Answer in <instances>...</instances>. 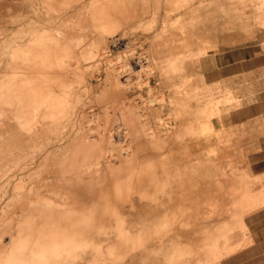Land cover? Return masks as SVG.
Listing matches in <instances>:
<instances>
[{
	"label": "bare ground",
	"instance_id": "6f19581e",
	"mask_svg": "<svg viewBox=\"0 0 264 264\" xmlns=\"http://www.w3.org/2000/svg\"><path fill=\"white\" fill-rule=\"evenodd\" d=\"M37 1L27 48L18 13L9 42L0 32V264H221L243 248L264 191L198 202L193 177L212 159L181 150L214 131L182 75L189 22L214 1L164 0L162 29L159 10L145 22L159 0Z\"/></svg>",
	"mask_w": 264,
	"mask_h": 264
},
{
	"label": "rangeland",
	"instance_id": "374dc122",
	"mask_svg": "<svg viewBox=\"0 0 264 264\" xmlns=\"http://www.w3.org/2000/svg\"><path fill=\"white\" fill-rule=\"evenodd\" d=\"M30 1L19 0V11L12 8L13 0L0 2V32L5 33L4 37L9 42L14 33L13 17L18 13L24 48L29 45V32L37 28L38 1L31 4ZM213 1L210 16L207 18L204 9H201L199 17L189 22L190 32L187 35L181 31L182 23H167L166 33H178L179 37L184 35L186 53L193 52L194 57H189L183 64L182 75L187 88L194 86L197 89L201 123L204 122V108L208 103L211 105L214 131L199 134L193 143L186 138L181 146L186 163L191 159L199 162L208 156L212 159L208 168L199 170L193 177L197 186L195 195L198 202L202 203L209 194H214V199L218 197L217 203L223 205L232 202L234 194L231 195L229 191L222 193L219 189L230 190L232 184H243L251 193L264 191V153H259L260 149L257 148L261 144L264 150V138L261 137L264 135V58L255 57L258 50L264 51V0ZM164 3V0H159V7L152 6L146 16V23L155 21L153 13L159 10L157 27L162 29ZM150 24L156 25L155 22ZM92 38L93 35H88V46L93 45ZM137 45L136 48H141V44ZM208 45L209 51L206 52L204 49ZM242 50L249 52L243 54L248 60L244 71L240 65ZM111 51L112 56H115L112 59H116L120 52L114 48ZM231 65L235 68L232 69ZM224 67L227 71H220ZM70 75L73 77V73ZM187 75L193 76L189 77L190 82H187ZM94 76H98L97 71ZM220 137L227 141L226 146L219 142ZM263 206L261 204L246 213L247 230L243 239L247 244L224 258L221 264H264V239L257 241L256 250L250 251L247 256L241 255L253 243L248 217ZM230 214V211L225 213V220L230 218ZM224 218H212L206 225L212 228ZM5 241L7 243L8 239ZM155 260L156 255L151 254L132 264H155Z\"/></svg>",
	"mask_w": 264,
	"mask_h": 264
},
{
	"label": "crops",
	"instance_id": "0c3cea01",
	"mask_svg": "<svg viewBox=\"0 0 264 264\" xmlns=\"http://www.w3.org/2000/svg\"><path fill=\"white\" fill-rule=\"evenodd\" d=\"M261 42V41H259ZM248 51H243L241 52L242 56L243 54H248ZM256 58H264V51H257L256 52ZM247 56L246 57H242L241 61H240V65L241 67H243V71H244V65L245 63H247ZM232 69H234L235 67L233 65L230 66ZM227 68L224 67L223 69L221 68L220 71H227ZM264 84V81L262 82ZM262 117V116H261ZM263 118V117H262ZM260 121V117L258 118ZM264 138V135L261 136ZM260 137V138H261ZM259 153H264L263 147L261 144L258 145ZM264 174V171H263ZM248 226L250 228L251 234L253 236V243L251 246H249L247 248V250H245V252L241 253L242 256H247L249 254L250 251L256 250L255 247L258 246L257 241H261V239H264V206L261 207L260 209H258L257 211L253 212L249 217H248ZM263 243V242H262Z\"/></svg>",
	"mask_w": 264,
	"mask_h": 264
}]
</instances>
